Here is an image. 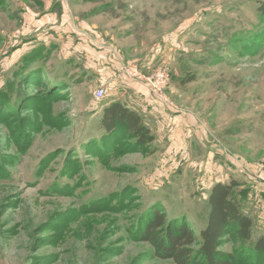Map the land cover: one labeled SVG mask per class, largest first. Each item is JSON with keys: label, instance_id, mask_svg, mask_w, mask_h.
<instances>
[{"label": "rangeland", "instance_id": "rangeland-1", "mask_svg": "<svg viewBox=\"0 0 264 264\" xmlns=\"http://www.w3.org/2000/svg\"><path fill=\"white\" fill-rule=\"evenodd\" d=\"M0 1V264H173L137 239L143 213L200 237L213 184L264 167V0ZM80 45L111 49L119 87L92 82L108 76ZM33 53L27 72L43 81L23 83L18 108ZM161 75L168 103L147 88ZM112 100L139 111L153 143L107 138Z\"/></svg>", "mask_w": 264, "mask_h": 264}, {"label": "trees", "instance_id": "trees-1", "mask_svg": "<svg viewBox=\"0 0 264 264\" xmlns=\"http://www.w3.org/2000/svg\"><path fill=\"white\" fill-rule=\"evenodd\" d=\"M39 58L40 55L33 53L22 60L24 70L21 74L22 81L18 85L20 96L18 108L25 97L21 92L23 83L43 81L41 69L27 72L32 60ZM55 87L63 89L65 84ZM101 125L107 138L120 136L124 130L137 140L139 146L151 144L155 140L150 130L143 124L140 114L120 102L112 103L105 109ZM240 186L237 180L213 184L208 197L210 205L208 220L205 228L200 231V237H197L188 222L177 218L168 219L158 208L145 211L140 217L136 227L137 239L151 244L158 258L172 261L173 264H243L244 259L250 264H262V261L255 259L264 260V235L254 238L255 220L245 213L243 200L236 195ZM238 241L252 242L250 252L248 249H241L236 255L226 253L221 248L225 243ZM251 252L252 262L248 257Z\"/></svg>", "mask_w": 264, "mask_h": 264}, {"label": "crops", "instance_id": "crops-1", "mask_svg": "<svg viewBox=\"0 0 264 264\" xmlns=\"http://www.w3.org/2000/svg\"><path fill=\"white\" fill-rule=\"evenodd\" d=\"M80 46L83 47L81 49L85 50V52L88 54L89 58L91 57V59L89 60L90 62L91 61L98 62V64L95 65V69L97 70L96 75L105 76V77L108 76L107 78H103L102 80L94 78L92 80V82L94 84L96 83L98 88L99 87H105L109 81H110V86H112L114 88V90L116 89V87H119L118 78L115 77L116 74H114V72H113V67L115 66V63H114L115 61H113L114 56L110 52L111 49L108 48L107 46L105 48H100V49H98V48L96 49V48H93V47L88 46V45H84V46L80 45ZM73 50H74V48H70V50L68 52L70 54V57H72L70 59L69 58L67 59L68 62H71V60H74V57L79 55L77 53H81V51H78L76 49H75V52L73 53ZM76 51H77V53H76ZM87 69L88 68L85 67V71ZM98 88H97V90H98ZM132 101H133V98H132ZM115 102H120V101L112 100V101L108 102V104H106L103 107V113L102 114H104L105 109L108 108L109 105H111L112 103H115ZM120 103L122 105H125L122 102H120ZM136 111H138V110H136ZM221 182H224V181H221ZM240 184H241V186L239 187L238 193H239L240 199L243 200V206H244L243 209H244L246 214H248L249 216H252V218H254V220H255L253 231H254V233H256L258 231L259 232L261 231L264 233V186L255 183L252 180V178H249V176H247V178H245L244 183L240 182Z\"/></svg>", "mask_w": 264, "mask_h": 264}, {"label": "built area", "instance_id": "built-area-1", "mask_svg": "<svg viewBox=\"0 0 264 264\" xmlns=\"http://www.w3.org/2000/svg\"><path fill=\"white\" fill-rule=\"evenodd\" d=\"M125 74L127 77L133 80L135 79L139 81L144 79L143 76H141V73H139L137 70H132V71L126 70ZM166 80H167L166 76L164 75L159 76L154 82L148 80L147 88L152 92H154L157 98H159L165 103H168V99L164 93V90L167 87ZM96 93H97V98L100 100L103 99L106 95V93H104L102 89H99L98 91H96ZM252 180L257 184L264 186V167L260 172H258L256 175L252 177Z\"/></svg>", "mask_w": 264, "mask_h": 264}]
</instances>
